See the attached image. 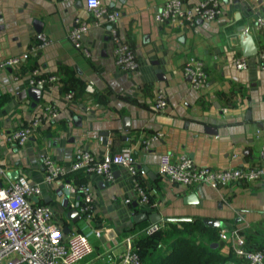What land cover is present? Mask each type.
I'll return each instance as SVG.
<instances>
[{"label":"crops","instance_id":"crops-1","mask_svg":"<svg viewBox=\"0 0 264 264\" xmlns=\"http://www.w3.org/2000/svg\"><path fill=\"white\" fill-rule=\"evenodd\" d=\"M100 1L120 10L115 28L139 59L136 72L115 65L108 26L92 24L87 0H0V60L26 51L36 33L49 40L39 53L0 71L3 182L23 175L40 184L43 191L38 200L49 204L62 228L101 229L100 237L89 235L94 251L79 264H113L126 237L134 235L139 241L144 237L141 230L149 220L136 223L131 219L143 211L158 213L164 232H187L193 243L216 254L215 264L233 262L239 257L231 240L220 234L239 229L246 240V230H264V180L236 181L219 188L206 183L186 187L159 175L157 168L165 153L174 160L187 156L194 165L211 169L259 162L264 143V67L256 55L246 57L245 70L237 69L232 61L243 56L240 25L258 44L255 24L258 16H264V0H222L219 17L183 28L155 22L156 12L168 0ZM77 19L88 23L82 42L89 55L68 39ZM35 22L40 23V32ZM190 57L202 60L208 73V81L200 89L183 74ZM32 70L40 77H56L42 85L35 104L32 95L25 93L36 87L29 84ZM89 81L93 93L85 91ZM158 89H163L168 99L160 113L154 110ZM48 103L58 108L57 117H45L22 147L7 141L14 129L28 123ZM104 132L108 133L107 143L103 142ZM157 132L162 138L146 147L144 140ZM126 148L147 172L149 205L138 203L134 183L120 166L113 167L111 179L77 171L44 182L43 154L68 166L79 150L101 157ZM85 183L93 191L92 208L88 217L81 215L73 222L66 212H79L82 194L78 186ZM192 193L194 203L187 200ZM125 199L131 202L127 204ZM205 219L219 220L224 226L208 227ZM181 249L173 239L158 241L146 264L159 252L174 254Z\"/></svg>","mask_w":264,"mask_h":264},{"label":"built area","instance_id":"built-area-1","mask_svg":"<svg viewBox=\"0 0 264 264\" xmlns=\"http://www.w3.org/2000/svg\"><path fill=\"white\" fill-rule=\"evenodd\" d=\"M87 5L92 15V24L108 26L109 37L113 42L112 55L115 65L122 70L136 72L140 65L139 59L129 42L121 38L115 28V24L121 17L120 10L105 6L100 0H87ZM222 10V0H197L196 2L168 0L156 12L154 19L158 24L183 28L194 26L199 20L212 21L221 15ZM87 29L88 23L77 19L68 33V39L76 49L89 55V51L82 42ZM255 30L259 36L256 56L261 66L264 67L263 15L258 16ZM48 42L44 34L36 33L26 51L0 60V71L21 64L31 54L39 53ZM232 64L239 70H245L248 67L245 56L234 58ZM183 74L191 77L192 86L197 89L204 87L208 81L204 62L195 57H190L185 61ZM55 79L56 77L52 75L40 77L37 75V70H32L29 84L38 86L53 82ZM85 91L94 92L91 81L86 84ZM72 96L71 92L69 98ZM167 102L165 91L158 89L154 100L155 112H162ZM58 112V108L51 103L43 105L41 111L28 123L14 129L7 136V141L19 147L24 146L33 133L39 129L45 117L55 118ZM162 136L161 132L154 133L144 140V145L147 147L150 143L161 139ZM1 139L0 132V141ZM41 162L45 171L44 182L46 184L77 171L111 179L113 167H123L134 183L138 203L149 205V193L145 187L147 172L137 165L129 148L116 153L107 152L101 157H96L89 150H79L68 166L56 163L47 154L41 156ZM157 171L170 182L186 187L206 183L212 188H219L236 181L264 180V143L260 148L259 162L253 166L211 169L194 165L187 156H180L174 160L170 154L165 153L159 159ZM3 173L0 166V264H79L93 253L94 247L89 235L100 237L103 233L101 229H89L88 231L76 229L64 233L60 221L55 219L49 204L38 200L43 191L40 184L31 183L23 175L3 182ZM78 189L82 194V202L79 206L80 215L88 217L93 202L92 188L85 183L79 185ZM59 193L62 194L61 191ZM125 202L129 204L131 200L125 199ZM162 227L160 221L148 223L142 228L141 233L150 236L160 231ZM220 237H227L231 240L234 254L242 258L246 264H264V248H249L239 229H233L228 233L223 232ZM122 244L123 251L113 264H143L139 240L134 235L126 237ZM226 264H233V262Z\"/></svg>","mask_w":264,"mask_h":264},{"label":"trees","instance_id":"trees-1","mask_svg":"<svg viewBox=\"0 0 264 264\" xmlns=\"http://www.w3.org/2000/svg\"><path fill=\"white\" fill-rule=\"evenodd\" d=\"M198 231L201 230V227H197ZM178 230H172V232H164V230L157 231L153 235L144 237L139 241L140 244V253L142 257L143 264H146V257L151 251L153 245H156L158 241H170L175 240L176 243L180 246L181 251L174 254H162L159 252L155 259H151L149 264H215L217 261L216 254H213L207 251L205 248L196 245L189 238L190 235L182 231L181 233L177 232ZM264 230L255 229L246 230L245 236L247 240V245L251 249L264 248L263 240ZM150 257V256H149ZM234 261L237 264H246L242 258H234ZM233 261V262H234ZM234 262V263H235Z\"/></svg>","mask_w":264,"mask_h":264},{"label":"water","instance_id":"water-1","mask_svg":"<svg viewBox=\"0 0 264 264\" xmlns=\"http://www.w3.org/2000/svg\"><path fill=\"white\" fill-rule=\"evenodd\" d=\"M35 26H36L35 28H36L37 32H40L41 31L40 23L35 22ZM238 31H239V41H240V46L242 48L243 56L249 57L252 55H256L257 44L254 40V37L249 32L246 31V28L244 25H240L238 27ZM189 78L191 79L190 76H189ZM41 89H42V85H38L36 87H29L25 91V93L32 95L34 104L39 101ZM103 136H104L103 142L107 143L108 133L104 132ZM187 198H188L187 200H189V202H193V203L196 202L195 194H193V193L190 194ZM45 202H47V200H45ZM136 205H137V203L135 202L133 204V206H136ZM66 217L72 219L73 222H76L77 220L81 219V215L79 214L77 209L68 210L66 212ZM131 219H132V221H134L136 223H138L142 220H147V219L149 220V223H156V222H159L161 220V216L155 212L154 213H148V212L143 211V212H139V213L134 214ZM203 223L208 227L223 228V226H224L221 221L215 220V219H205V220H203ZM69 229L70 228L68 226H65L63 228V232L68 233Z\"/></svg>","mask_w":264,"mask_h":264},{"label":"rangeland","instance_id":"rangeland-1","mask_svg":"<svg viewBox=\"0 0 264 264\" xmlns=\"http://www.w3.org/2000/svg\"><path fill=\"white\" fill-rule=\"evenodd\" d=\"M54 215H55V214H54ZM56 217H57V216L55 215V218H56ZM83 227H84V226H83ZM80 229L82 230V227H81ZM80 229H79V230H80Z\"/></svg>","mask_w":264,"mask_h":264}]
</instances>
